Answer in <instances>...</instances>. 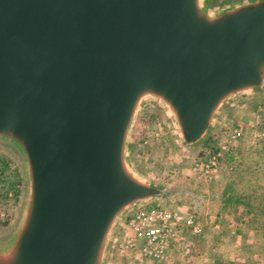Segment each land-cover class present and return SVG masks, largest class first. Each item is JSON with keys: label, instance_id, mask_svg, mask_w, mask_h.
<instances>
[{"label": "water", "instance_id": "obj_1", "mask_svg": "<svg viewBox=\"0 0 264 264\" xmlns=\"http://www.w3.org/2000/svg\"><path fill=\"white\" fill-rule=\"evenodd\" d=\"M0 0V144L25 204L0 264H106L130 212L166 198L132 168L143 107L199 147L264 89V0Z\"/></svg>", "mask_w": 264, "mask_h": 264}, {"label": "rangeland", "instance_id": "obj_2", "mask_svg": "<svg viewBox=\"0 0 264 264\" xmlns=\"http://www.w3.org/2000/svg\"><path fill=\"white\" fill-rule=\"evenodd\" d=\"M239 1L243 0H207L206 3L217 7ZM235 130L238 136L234 141L243 131L252 132L253 141L264 138V89L230 103L219 116L206 141L194 149L181 145L172 122L163 109L152 104L143 107L129 145L130 162L136 173L165 189L167 194L166 198L149 206L189 211L203 225L207 204L203 203V197L211 193L220 194L221 188L219 182L206 181L195 175L192 172L193 164L204 149L210 151L217 147V139L228 147L233 142L229 140ZM25 197V171L21 158L11 147L0 144V242L9 239L16 230ZM219 201L217 199L209 207L216 209ZM257 223L236 226L233 230L226 227L228 229L215 233L203 230V234L195 241L199 249L196 251L204 258L202 264H208V260L229 261L232 264H264V259H256L255 255L258 248L264 249V223ZM258 233L262 238L256 237ZM179 252L182 257L177 258L183 262V259L193 255V245L191 250L188 248L185 252ZM173 254L168 253L162 261H148L140 258L136 251L121 252L111 246L106 264H182L173 259L176 258Z\"/></svg>", "mask_w": 264, "mask_h": 264}, {"label": "built area", "instance_id": "obj_3", "mask_svg": "<svg viewBox=\"0 0 264 264\" xmlns=\"http://www.w3.org/2000/svg\"><path fill=\"white\" fill-rule=\"evenodd\" d=\"M238 136L235 130L229 142ZM227 145L216 153L208 152L197 160L192 172L206 181L217 178L220 158ZM118 226L114 236V247L121 252L136 251L138 256L148 261H162L170 250L180 241L182 233L188 231L192 236L202 234L203 227L198 218L179 209H166L160 206H144L130 212Z\"/></svg>", "mask_w": 264, "mask_h": 264}, {"label": "trees", "instance_id": "obj_4", "mask_svg": "<svg viewBox=\"0 0 264 264\" xmlns=\"http://www.w3.org/2000/svg\"><path fill=\"white\" fill-rule=\"evenodd\" d=\"M215 145L217 147L213 150L208 151L204 149L199 159L204 158L208 152H218L223 144L217 139ZM221 164L225 165L228 169L229 181L231 183L226 188L223 187L230 196L225 203L224 201L222 203L230 206H233L235 203H243L246 215L243 214L244 216L242 217L246 218L248 223L242 222L244 219L241 216H239L238 220L246 223L248 226L258 224L257 222L259 221H263L264 223V138L253 141L252 132L243 131L239 138L228 145L227 149L222 152L220 158ZM218 185L220 186V184ZM238 193L243 196L234 195ZM238 199H242V202L238 201ZM185 213L190 212L185 211ZM190 235L188 231L182 233V238H184V240L182 239L183 245L179 247L178 251L183 250L185 252L188 248L191 250V246L195 244L197 237L194 238V236ZM256 237L258 239L259 237L262 238L259 233L256 234ZM191 254L193 255H190L187 259L201 256L199 255V251ZM255 255L256 259H264V249L259 250L258 248ZM207 262L208 264H232V262H222L220 260H208Z\"/></svg>", "mask_w": 264, "mask_h": 264}, {"label": "crops", "instance_id": "obj_5", "mask_svg": "<svg viewBox=\"0 0 264 264\" xmlns=\"http://www.w3.org/2000/svg\"><path fill=\"white\" fill-rule=\"evenodd\" d=\"M228 169L225 167V165L221 164L220 168H219V174L217 176V178L215 179V183L219 182L220 184V194H214L211 193L210 195H206L205 198L203 199V203H207L205 206V212H204V221L205 223L202 225V227H204V232L206 231H210V232H217V231H223L226 229H235L236 226H245L247 222L246 218H243L242 216L246 215V209L243 207V203H235L233 206L227 205V204H223L222 202L225 201L229 198L230 194L225 190L226 186L228 184H231L229 181V176L228 173L229 171H227ZM219 180V181H217ZM211 182V181H210ZM223 187H225L223 189ZM240 193V192H239ZM234 194L236 196H243L240 194ZM217 199H219L220 201L217 202L216 205V209L210 208L209 206H211V204H213L212 202H215ZM238 201L242 202V199H238ZM214 205V204H213ZM223 205V206H222ZM214 207V206H213ZM202 209V208H201ZM244 214V215H243ZM237 216H241L242 219H244L242 222H246V223H242L241 221H239L237 219ZM233 217H235L233 219ZM239 222V223H238ZM228 227V228H226ZM237 228V227H236ZM191 236V235H190ZM185 237V236H184ZM182 239L184 240V238L181 237L180 241L170 250V255H175L176 258L174 257L173 259H175L177 262L179 261V263L182 264H202L204 262V258H202L201 256L196 257V258H189V259H183L179 260V257H182L178 251L179 247L183 245ZM196 244V243H195ZM194 246L193 249V253H196V250L198 249V246L196 245ZM114 247V245H112ZM202 246V245H201ZM115 248V247H114ZM169 255V256H170Z\"/></svg>", "mask_w": 264, "mask_h": 264}]
</instances>
